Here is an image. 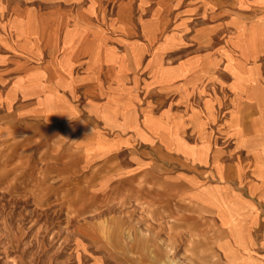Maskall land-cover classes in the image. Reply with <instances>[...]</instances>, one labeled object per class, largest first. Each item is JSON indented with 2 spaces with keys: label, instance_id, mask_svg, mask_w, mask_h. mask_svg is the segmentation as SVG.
<instances>
[{
  "label": "crops",
  "instance_id": "crops-1",
  "mask_svg": "<svg viewBox=\"0 0 264 264\" xmlns=\"http://www.w3.org/2000/svg\"><path fill=\"white\" fill-rule=\"evenodd\" d=\"M233 6L158 32L152 67H133L130 50L108 47L116 34L86 19L73 30L78 47L68 51L73 35L47 24L28 45L41 63L19 57L0 70H16L20 114L73 141L96 186L122 174L165 176L226 232L227 264H264L254 236L264 218V0Z\"/></svg>",
  "mask_w": 264,
  "mask_h": 264
},
{
  "label": "rangeland",
  "instance_id": "rangeland-1",
  "mask_svg": "<svg viewBox=\"0 0 264 264\" xmlns=\"http://www.w3.org/2000/svg\"><path fill=\"white\" fill-rule=\"evenodd\" d=\"M220 4L230 9L235 0H0V68L19 57L41 63L28 45L47 24L73 35L64 39L68 51L78 47L73 30L86 19L116 34L108 47L130 50L133 67H152L158 32L177 28L180 18L201 21ZM9 71L0 70V264H227L226 232L185 199L181 185L158 181L153 171L92 183L73 141L20 114L16 70ZM255 227L264 242V218Z\"/></svg>",
  "mask_w": 264,
  "mask_h": 264
}]
</instances>
